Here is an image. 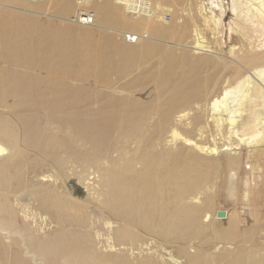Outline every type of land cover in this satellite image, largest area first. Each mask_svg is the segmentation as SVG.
Returning a JSON list of instances; mask_svg holds the SVG:
<instances>
[{
    "label": "bare ground",
    "instance_id": "bare-ground-1",
    "mask_svg": "<svg viewBox=\"0 0 264 264\" xmlns=\"http://www.w3.org/2000/svg\"><path fill=\"white\" fill-rule=\"evenodd\" d=\"M230 12L256 35L227 60ZM242 145L264 0H0V264H264Z\"/></svg>",
    "mask_w": 264,
    "mask_h": 264
},
{
    "label": "rangeland",
    "instance_id": "rangeland-1",
    "mask_svg": "<svg viewBox=\"0 0 264 264\" xmlns=\"http://www.w3.org/2000/svg\"><path fill=\"white\" fill-rule=\"evenodd\" d=\"M2 8L5 10H11L12 7H9L8 9H6V7H2ZM51 19H53L54 22L58 23L61 26L64 25V27L78 28V25L73 26L72 24L69 25V23L64 24V23H62L63 22L62 20H59V19L53 18V17ZM58 21H61V22H58ZM225 22H226V28H227L226 29L227 32L225 33V41L223 39H221V41H219L220 43H217V45H215L216 44L215 41L214 42L212 40H210V41H212V43H215L213 45L218 47L220 50L222 48V50H221L222 54L221 55L223 56L225 54V56H223V58L226 57L227 60H229V58L227 56L230 55V51L227 48H230L232 43H236L238 46H240V45L242 46L241 43L244 42L243 39L249 38L250 40H253L255 38L256 33L255 32L253 33V30L251 29V27H249V30H248V28L247 29H241L242 26H240V27L237 26V24L239 25V23H238L234 13H231V12L228 13V16L225 18ZM243 26H246V25L243 24ZM233 29H235L236 33L233 32ZM239 35H241V36H239ZM222 41H223V45H222ZM239 41H240V43H239ZM224 42H225V45L228 46L227 48L225 47ZM220 45H221V47H220ZM229 74L230 73L226 72V74H225L226 77L224 76V78H222V80H221L222 83L220 82L221 84L217 85L218 91L219 90L221 91V88L223 89V87H225L227 85L228 78L231 75V74L230 75ZM203 102H205V101H202V103ZM193 135L195 136V134H193ZM206 142H208L207 143L208 145H212L211 139L206 140ZM250 149H251V147H247L246 145H242L238 149V152H241V155L243 157V165L245 164V166L242 165V167H240L239 169H236L237 172L240 171L237 173V178L235 179V183L237 184V186H239L236 189L238 192V193L236 192V195L241 196L242 193L246 189L247 190L249 189V191H251V193L249 194L251 199L252 198L256 199V197H261L263 199L264 198V196H263L264 195V152L262 155H259L258 158H254L251 155ZM249 153H250V155H249ZM252 166L254 167L253 169H252ZM224 174H225V171H224ZM260 175H261V177H260ZM225 176H226V174L224 176H221V177L223 178ZM258 176H259V178H258ZM247 181H248V185H246ZM218 202L219 203H217V205L221 209H227V210L229 209L230 210L234 206V205H232L233 202H231V204H227V203L223 202L222 200H219Z\"/></svg>",
    "mask_w": 264,
    "mask_h": 264
}]
</instances>
